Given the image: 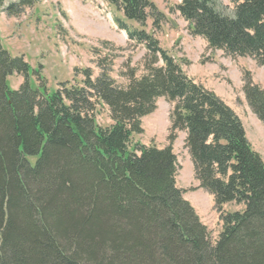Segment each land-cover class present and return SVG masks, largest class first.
I'll return each instance as SVG.
<instances>
[{
	"label": "trees",
	"instance_id": "trees-1",
	"mask_svg": "<svg viewBox=\"0 0 264 264\" xmlns=\"http://www.w3.org/2000/svg\"><path fill=\"white\" fill-rule=\"evenodd\" d=\"M106 1L141 26L118 20L147 49L145 73L131 69L126 85L86 68L51 91L0 37V264H264V160L243 121L145 29L165 20L152 0ZM235 2L229 15L212 0L177 9L210 48L264 67V0ZM14 74L25 78L18 89ZM244 92L264 125V89L245 76ZM160 97L173 103L170 142L187 132L195 178L221 212L215 241L177 185L173 145L132 142ZM100 106L108 126L97 122ZM234 202L243 210H222Z\"/></svg>",
	"mask_w": 264,
	"mask_h": 264
},
{
	"label": "rangeland",
	"instance_id": "rangeland-1",
	"mask_svg": "<svg viewBox=\"0 0 264 264\" xmlns=\"http://www.w3.org/2000/svg\"><path fill=\"white\" fill-rule=\"evenodd\" d=\"M19 1L0 0V37L13 56H23L32 69L39 72L31 77L34 83H45L52 91L61 82H80L86 68H90L94 76L107 70L121 85L128 83L131 69L137 76L145 73L147 49L129 39L118 20L131 29H141V26L125 19L122 12L106 0H31L26 4ZM152 1L165 14V20L155 31L149 19L145 29L154 33L160 46L181 64L188 77L213 90L236 111L250 143L264 160V125L248 104L244 92L245 76L264 89V67L254 57L231 56L221 49L210 48L205 38L191 34L188 21L177 9L182 0ZM212 1L228 15L232 14L236 3L235 0ZM12 4L17 5V10L10 13L8 8ZM24 80L22 74L9 77L14 89ZM172 110L173 103L160 97L156 109L142 119L143 132L133 135L132 142L159 148L173 145L178 158L177 185L215 241L222 229L221 212L215 207L214 195L200 187L195 178L186 147L187 132L176 131L177 137L170 142ZM96 118L102 126L112 123L106 106L98 107ZM31 158L36 160V157ZM243 208V204L234 202L224 205L222 210L231 212Z\"/></svg>",
	"mask_w": 264,
	"mask_h": 264
},
{
	"label": "bare ground",
	"instance_id": "bare-ground-1",
	"mask_svg": "<svg viewBox=\"0 0 264 264\" xmlns=\"http://www.w3.org/2000/svg\"><path fill=\"white\" fill-rule=\"evenodd\" d=\"M187 138V137H186ZM190 157H191V155H190Z\"/></svg>",
	"mask_w": 264,
	"mask_h": 264
}]
</instances>
